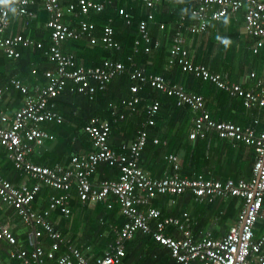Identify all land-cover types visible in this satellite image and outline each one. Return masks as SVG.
Listing matches in <instances>:
<instances>
[{
  "label": "built area",
  "instance_id": "1",
  "mask_svg": "<svg viewBox=\"0 0 264 264\" xmlns=\"http://www.w3.org/2000/svg\"><path fill=\"white\" fill-rule=\"evenodd\" d=\"M164 1L171 0H139L145 14L136 23L134 52L141 47L143 53L149 54L159 46L158 38H150L148 25L153 21L156 6ZM184 1L188 12L179 16L171 34L167 67L177 65L181 71L213 84L229 96L241 98L245 108L260 109V116L253 117L247 125L214 120L204 108L202 95L186 91L179 83L166 82L161 74L147 73L127 55L126 61L130 62L128 77L132 83L128 86L127 97L108 103L111 121L125 117L118 107L133 112L143 100L140 92L147 85L172 97L175 105L188 106L194 113L187 133L189 140L212 133L220 139L251 147L255 155L250 176L224 180L205 178L201 174L181 176L178 172L180 159L174 153L162 155L170 168L168 174L153 177L145 172L138 164L140 153L149 141L159 143L157 137L149 138L145 129L146 125L154 123L157 100L145 105V118L135 129L133 138L122 141L116 148L108 142L110 121L91 117L82 127L90 139V150L71 154L65 165L31 162L28 155L33 148L54 138L41 125L62 121L61 114L55 109L54 98L69 93L91 98L125 67L122 61L111 58L102 59L93 66L75 64L73 54L61 50L64 40L81 37L88 44L99 43L113 51L120 49L110 23L102 25L99 35L95 36L94 24L87 18L101 12L108 0H0V54L15 59L19 56V48L41 49L42 55L54 65L53 69L42 72L45 81L41 86H27L15 77L0 85V102L10 88L22 95L21 106L10 114L0 113V145L4 147L7 159L23 176L20 182L12 183L0 174V202L12 207L19 221L27 227L26 242L30 246L27 252L18 245L11 229L0 220V240L8 246L7 258L0 259V264H9L11 259H18L20 264H119L124 255V242L137 231L149 234L167 248L176 263L188 264L196 259L201 264H264V231L254 235L255 222L264 217V88L259 79L251 87H244L240 82L221 77L203 63L193 62L185 46L186 34H203L210 25L242 10L243 32L253 39L251 52L257 53L260 49L264 52V0ZM35 9L48 14L44 26L49 29V42L45 47L41 41L17 31L8 33L10 16L27 22L34 16ZM117 13L125 24L130 22L131 15L124 8H118ZM158 29H163V24L160 23ZM254 75L252 71L248 74L251 78ZM160 143L164 144V141ZM101 162L117 168L116 179L91 180ZM42 186L58 193L47 195L42 201L37 197ZM72 188L77 199L87 205L112 199L123 217L113 242L92 259L74 244L65 245V239L49 221L51 212H56L59 217L69 215ZM185 191L192 194L195 203L211 202L217 197H236L239 205L235 223L220 237H213L207 231L199 232L194 238L187 212L183 211L180 217L163 216L151 205L152 199L164 194L171 197L168 203L174 204ZM106 206L110 207V203ZM170 227L178 236L168 232ZM43 238L47 241L46 247L41 244ZM62 242L64 250L57 252Z\"/></svg>",
  "mask_w": 264,
  "mask_h": 264
},
{
  "label": "trees",
  "instance_id": "2",
  "mask_svg": "<svg viewBox=\"0 0 264 264\" xmlns=\"http://www.w3.org/2000/svg\"><path fill=\"white\" fill-rule=\"evenodd\" d=\"M138 4H140L139 0H108V3L101 12L87 17L94 24L93 35L95 36L99 35V28L108 19L111 20L110 25L113 29V37L120 45L119 50L106 49L99 43L88 44L83 37L68 38L62 42L61 50L72 53L75 64L93 66L98 64L102 59L111 58L121 60L125 70L121 74L111 78L105 87L102 90L96 91L91 98L79 93L56 96L54 98L55 109L61 114L62 121L60 123L42 124V127L52 133L54 138L46 140L40 146L34 147L28 155L29 159L33 163L47 166L55 163L65 165L71 154L90 150V139L82 130V127L91 117H99L110 121L108 142L112 147L116 148L122 141H128L133 138L135 129L139 127L140 122L145 118V105L152 100H157L158 109L154 117V123L150 126L146 125L145 129L148 137L152 138L156 136L159 139V143L152 144L149 141L140 153L138 164L145 172L151 176L155 175L153 172L148 171V168L151 170L153 167H156L157 164L153 160L159 152L160 142L164 140L165 145L160 152L162 154L174 153L179 155L180 169L178 172L181 176L201 174L203 177L211 179H223L228 176L248 178L255 155L251 147L246 150L245 147L247 146L241 143H237L235 147L233 142L220 139L212 133L207 134L201 139L189 140L187 137L188 127L194 113L188 106L175 105L172 97L147 85L140 92L143 100L139 102L135 110L130 112L118 107L117 110L123 112L125 117L111 121L108 103L117 102L120 98L127 97L129 94L128 86L132 83V80L128 77L130 62L126 61L127 55H130L133 62L143 67L147 73L161 74L166 82H179L185 90L202 95L204 108L214 120L246 124L251 122L252 117L262 112L261 110H257L258 112L260 111L259 113L252 109L246 110L247 108L241 103V98L229 96L213 84L194 77L188 72L181 71L177 65L167 67V48L170 43L171 34L177 25L179 16L188 12V6L184 0L164 1L156 6L153 21L149 23L148 28L151 39L159 38V46L154 48L149 54L143 53L141 47L134 52L133 39L137 36L136 23L145 14L144 8ZM120 7L124 8L131 15L128 24H125L117 13V9ZM47 18L48 14L40 10L35 12L34 17L29 22L16 19L19 27L21 26L17 32L41 41L43 47H45L49 42V29L44 26ZM160 23L163 24V29L161 30L158 29ZM212 25L208 28L212 27ZM8 31L11 32L12 30ZM234 34L231 35L227 31L224 36H220L224 44H222L223 47L226 46V43L233 44V42L237 41L238 35ZM248 52L251 53L250 49ZM189 54L193 62L200 63L197 61V56L193 57L190 52ZM252 56L253 58H264V52L260 49L257 53L252 54ZM53 68L54 65L46 60L42 55L41 49L31 47L19 48V56L15 59H9L0 54V85L5 84L12 77L19 78L27 86L40 83L42 79L44 80L41 74L42 71ZM32 70H34V73ZM250 79L254 83L258 77H250ZM5 96L9 100L4 98L0 102V105L5 107V110L21 105L22 95L18 91L10 88ZM4 101L7 102L5 103ZM163 161L162 163L166 167L167 164ZM146 162L148 163V168ZM169 172L170 168L165 175ZM0 174L12 183H18L23 178L21 172L15 169L11 161L7 159L6 151L1 145ZM117 174L118 170L115 166L101 162L96 166L91 180L116 179ZM57 193L58 191L56 190L42 186L37 197L46 198L47 195H56ZM71 194L69 215L67 217H59L56 212H51L49 221H51L54 229L61 233L65 239V245L67 243L74 244L89 257L88 252L99 253L100 250H104L107 245L113 242L115 232L119 229L123 217L119 212L118 206L112 202V199L99 201L94 205H87L77 199L74 188L71 189ZM156 197L152 201V205L159 208L163 216L172 215L180 217L183 210L188 205H191L192 210L190 217L188 216V221L192 233H196L201 228H207L213 236H218L227 230L228 223H235L238 213L239 199L234 196L217 197L211 202L195 203L192 201V194L189 191H185L180 194L179 200L176 203L170 204L171 206L168 203L169 198H171L169 195H157ZM107 202L110 203V207L106 206ZM0 205L1 209L5 208L7 210V218L12 217L14 226L11 228V231L18 244V240L26 236L22 235L17 229L16 223L19 219L12 207L6 206L1 202ZM72 213L73 216L71 215ZM91 213L94 214L93 218L90 217ZM213 217H215L214 224L212 222ZM7 218L4 216L0 217L2 221H7ZM68 222H70L74 232L67 236L68 232L62 229L61 225ZM262 227H264V217L259 218L255 222V236ZM78 230L80 232L79 235L77 234ZM168 232L175 237L178 236L173 227L168 228ZM67 237H69V240L66 239ZM43 240V247H46V239L44 238L41 241ZM24 243L21 246L29 252L30 246L26 242ZM65 245L64 242L60 243L57 252L63 251ZM86 245L89 247L88 252ZM7 248V244L0 240V259L2 261L7 258ZM8 262L9 264H20L18 259H11ZM119 264L180 263H176L170 257L168 249L154 241L149 234L137 231L130 239L124 242V255ZM188 264L201 263L195 259Z\"/></svg>",
  "mask_w": 264,
  "mask_h": 264
},
{
  "label": "crops",
  "instance_id": "3",
  "mask_svg": "<svg viewBox=\"0 0 264 264\" xmlns=\"http://www.w3.org/2000/svg\"><path fill=\"white\" fill-rule=\"evenodd\" d=\"M138 5H140V4H138ZM40 10H42V9H38V10L35 9L34 15H35L36 11H40ZM32 18H30L27 21L29 22ZM110 22H111V20L108 19V21L106 23H110ZM242 26H243L242 10H240L234 14H231L229 16L222 18L219 22L214 23L212 25V27L208 28L203 34L195 35V36L194 35H185V46L187 47V49L189 50V52L192 54L193 57L197 56V61H199L200 63H204V65H206L211 71L219 73L221 75V77L226 78V79L231 80V81L240 82V83H242V85L244 87L245 86L251 87L254 83L250 79L248 74L250 71H252L255 74L254 77L255 76L258 77L260 84L263 87L264 86V58H253L252 54H254V53L248 52L249 49L251 51V44L253 42V39L244 34ZM18 27H19V25H18L16 18L10 16L9 30H12V31L11 32L8 31V33H13V31L15 32L21 28V26L19 28ZM227 31H229V33L231 35L236 33V35H238V39H237V41H235L236 43L232 41L233 44L232 43L225 44L226 46L223 47L224 44L222 43L220 36H222V35L224 36ZM24 36H29V35H24ZM45 70H47V69H45ZM44 81L45 80L42 79V81L40 83L31 84L30 87L33 85L41 86L44 84ZM175 83H179V82H175ZM5 99L9 100L8 98H5ZM21 102H22V98H21ZM4 106H6V104H4ZM4 108L5 107L0 105V113L10 114L11 111L17 107H10V108H7L6 110ZM248 109L249 110L250 109L255 110L257 113L260 112V111L259 112L257 111V110H260L257 108H247L246 110H248ZM259 115H260V113L256 116H259ZM233 123H237V122H233ZM237 124L247 125L249 123H246V124L237 123ZM154 137H156V136H154ZM233 144L236 147L237 143H233ZM164 145H165V141H164V144L161 143V146L159 147L160 148L159 152L157 155H155V159L153 160L154 163L157 164L156 167H153L150 170L148 168V163L146 162L148 171H150L151 173L153 172V174H155V175H152L153 177H161V176L165 175V173L168 172V169H169L168 165H166V167H165L164 164L162 163V161H163L162 155L165 153L162 154L160 152L163 149ZM248 148H250V147L249 146L245 147L246 150ZM223 153H224V151H223ZM177 156L179 157V155H177ZM142 164H144V163L142 162ZM146 171H147V169H146ZM228 177H231V176H228ZM225 178H227V177H224L223 179H219V178H217V179L224 180ZM231 178H233V179H238V178L247 179V178L242 177V176H239V177L237 176V178H234V177H231ZM40 199L43 201L44 198L40 197ZM156 199H158V198L156 197ZM153 200L154 199H152V201ZM42 201H41V204H42ZM152 201H151V205H152ZM40 206H42V205H40ZM191 210H192V206L188 205L183 211L187 212L188 216L190 217ZM6 212H7V210L5 208L4 209L0 208V217L4 216L7 218ZM2 213H4V214H2ZM13 215H14V213H13ZM71 215L73 216V213ZM90 217L93 218L94 214L91 213ZM2 222H4L10 229L14 226V224L12 222V217H8L7 221L4 220ZM212 222H213V224L215 223V217L212 218ZM231 224L228 223V226ZM211 225H212V223H211ZM61 226H62V229H64L66 232H68L66 234L67 236L71 235L72 232H74L72 230V226L70 225V222H68L66 224H62ZM207 231L210 232V234L213 236L211 231L207 228H201L198 231H196V233H192V234H193L194 238H197L199 236V232H201V234H202V233L207 232ZM263 231H264V227H262L259 230V232L256 234V236L259 235ZM79 233L80 232L78 230L77 234L79 235ZM222 234H220L218 236H213V237H220ZM26 238H27V235L24 237L23 242L18 240V244L20 246L24 245V242H26ZM66 239L69 240V237H67ZM43 242H44V240L41 241V244L44 246ZM88 250H89V247H88ZM88 250H87V252H88ZM102 250H100L99 253L93 252V251L88 252V255H90L89 259H92L95 256H98L102 252Z\"/></svg>",
  "mask_w": 264,
  "mask_h": 264
},
{
  "label": "rangeland",
  "instance_id": "4",
  "mask_svg": "<svg viewBox=\"0 0 264 264\" xmlns=\"http://www.w3.org/2000/svg\"><path fill=\"white\" fill-rule=\"evenodd\" d=\"M0 208H1V205H0ZM16 226H17V229L19 230V232L22 233V235H24V236L27 235L28 229H27V227L25 225H23L20 221H18L16 223ZM20 241L23 242L24 241V238H20Z\"/></svg>",
  "mask_w": 264,
  "mask_h": 264
},
{
  "label": "bare ground",
  "instance_id": "5",
  "mask_svg": "<svg viewBox=\"0 0 264 264\" xmlns=\"http://www.w3.org/2000/svg\"><path fill=\"white\" fill-rule=\"evenodd\" d=\"M40 85H41V84H40ZM5 97H6V96H5ZM5 97H4V98H5ZM2 177H3V176H2ZM7 180H8V179H7Z\"/></svg>",
  "mask_w": 264,
  "mask_h": 264
},
{
  "label": "clouds",
  "instance_id": "6",
  "mask_svg": "<svg viewBox=\"0 0 264 264\" xmlns=\"http://www.w3.org/2000/svg\"><path fill=\"white\" fill-rule=\"evenodd\" d=\"M227 44V43H226Z\"/></svg>",
  "mask_w": 264,
  "mask_h": 264
}]
</instances>
